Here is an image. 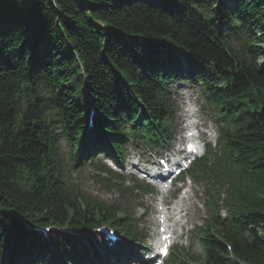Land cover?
<instances>
[{"label": "trees", "instance_id": "obj_1", "mask_svg": "<svg viewBox=\"0 0 264 264\" xmlns=\"http://www.w3.org/2000/svg\"><path fill=\"white\" fill-rule=\"evenodd\" d=\"M173 59L190 65L168 70ZM183 74L226 123L221 153L193 167L229 198L220 228L198 232L200 264H264V0H0V264L98 257L81 237L28 228L124 230L115 210L75 195L59 140L73 162L79 146L120 154L166 124V81Z\"/></svg>", "mask_w": 264, "mask_h": 264}, {"label": "bare ground", "instance_id": "obj_2", "mask_svg": "<svg viewBox=\"0 0 264 264\" xmlns=\"http://www.w3.org/2000/svg\"><path fill=\"white\" fill-rule=\"evenodd\" d=\"M222 1H224L225 2V4L226 5H233L234 4V0H233V2H229L228 3V1H226V0H222ZM163 2H164V0H159V3H161V4H163ZM98 23V25H100L102 28H106L103 24H100V22H97ZM162 48V47H161ZM178 55H180V54H178ZM174 60V63H173V66L172 67H170L168 70H171L172 68H174V67H176L177 66V68H179L180 66H182L183 68H182V72L185 70V68L186 67H188L190 64H187L186 62H178V61H176L175 59H173ZM192 66V71L195 69L194 68V65H191ZM171 75V74H170ZM179 78V77H178ZM188 78V77H187ZM186 79V78H185ZM171 80V81H170ZM182 80H184V79H182V78H179V79H168L166 82H169V84H171L170 85V87L171 88H174V89H176L177 88V85H178V83L180 82V81H182ZM87 92V94H88V91H86ZM185 97H187V95H185L184 96V98ZM188 99V98H187ZM90 118H94V115L92 114V115H90ZM181 118H187V120H186V128H193V130L195 129V128H197L198 127V123L196 122V121H193V122H189L188 123V121H190L189 119H190V113H189V111L188 110H185V112L181 115ZM143 123V122H142ZM200 125H201V123H200ZM202 126V125H201ZM164 129V128H163ZM154 136H157V135H154ZM103 149V148H102ZM105 150H103V152H104ZM105 154H107V153H105ZM159 178H161V175L159 174V172H156V177L154 178L156 181L157 180H159ZM162 187H164V186H162ZM167 198H165V194H164V196L159 200L160 202H159V204H158V206H163L162 207V209L163 210H161V211H159L160 213H161V218H162V216L163 217H165V219H166V224L165 225H161V228H162V231L163 232H161V235L160 236H163V235H169V233H172L173 235H175V234H177V228H181L180 226H179V223H180V220H179V218H180V214L182 213V211L184 210V205L183 204H181V202H178L175 206H173V207H168V208H166V207H164V204H163V201H165ZM184 226V225H183ZM41 234V236H44V235H46L45 234V232L42 234V233H40ZM44 241H50L49 239H44ZM76 242H77V247L78 248H76V250H79V248H80V240L77 238L76 239ZM119 245V244H118ZM114 250L108 255V256H115V254H116V252H114ZM99 254V253H98ZM77 256V251H75L73 254H70L69 256H68V259H73V258H75ZM99 256H100V254H99ZM117 259H119V257L117 258ZM109 261V260H108ZM81 262H82V264H93V263H91L92 262V257H91V262L90 261H85V260H81ZM110 263H111V261H109ZM130 262H132V260H129L128 262H123L124 264H128V263H130ZM112 264V263H111Z\"/></svg>", "mask_w": 264, "mask_h": 264}, {"label": "rangeland", "instance_id": "obj_3", "mask_svg": "<svg viewBox=\"0 0 264 264\" xmlns=\"http://www.w3.org/2000/svg\"><path fill=\"white\" fill-rule=\"evenodd\" d=\"M229 2H233V0H226ZM179 86V85H178ZM191 88V87H190ZM181 89V88H180ZM64 148L63 150L67 151V147L65 146V143H63ZM132 151V152H131ZM136 151L130 150L129 153L130 154H135ZM66 158V157H65ZM79 174H77L79 180L81 181L82 184H84V187L87 189L88 192H92L91 196L94 198H104L105 202L108 203H119L117 200L121 199V198H125L123 196L118 197V195H114L113 192H107L105 190V188L103 187L101 181H97V180H93V179H89V174L91 175V172L89 169H80L78 170ZM90 180V182H89ZM126 198H128L127 200H125L126 203L130 204L132 203V200L130 195L127 196ZM121 201H123V199H121ZM191 209H192V214H191V219L194 221L196 218V213L199 215V218H202V214H201V209L199 207V204L193 199V202L191 204ZM192 250L195 252H198V254L200 253V248L197 242H193L192 245Z\"/></svg>", "mask_w": 264, "mask_h": 264}]
</instances>
